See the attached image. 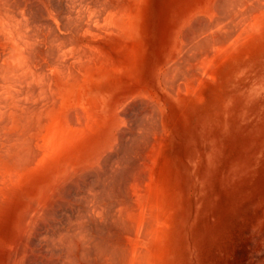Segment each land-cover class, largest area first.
I'll return each mask as SVG.
<instances>
[{
	"label": "rangeland",
	"instance_id": "rangeland-1",
	"mask_svg": "<svg viewBox=\"0 0 264 264\" xmlns=\"http://www.w3.org/2000/svg\"><path fill=\"white\" fill-rule=\"evenodd\" d=\"M4 1L1 0L2 4ZM6 1L5 4L10 3L8 6L13 7L12 9L23 6L33 23L42 26L51 24L54 27L57 23L58 27L56 26V28L60 31H65L68 28L65 17L68 7L65 0ZM124 1L123 4L127 6L125 5L123 10L121 7L119 9L122 12L126 8L125 14L124 12H122L123 15L120 13L121 16L116 17L112 25H108L114 28L113 30L108 28V20H101L102 23H98L97 27H101L102 33L93 29L95 27L84 28L85 25L81 23L84 29L81 30L82 38L80 37L79 44L84 45L81 46L82 49L85 47L83 51L85 52L89 48L88 51L91 55L87 53L88 51L85 53L90 57L96 53L94 56L95 59L99 58L96 59L99 68L112 70L117 74L123 72L132 88H143L145 95L141 96L144 100L146 98L144 101L137 96L126 106L129 108H125L123 114L126 117L125 122H127H124L125 127L120 132L126 135L119 133L121 137H118L115 149L119 155L116 156L117 160L114 156L117 155L116 152L110 155L109 159L107 158L109 163L106 162V166L104 164V167L102 166L103 171H107V174H103L106 175L104 180L101 179L103 175H100V179L106 181L105 178L108 175L111 178L107 177L108 180H112L115 185L119 184L123 173L128 171L126 165L131 158L129 155L131 152L127 156L128 150L130 147L137 150L144 146L142 151L144 148L148 150V152L146 149L142 152V154L145 153L143 154L144 160L146 158L148 161H146V172L149 174L147 187L153 195H160V211L162 210V212L159 213L160 227L157 228L158 230H152L154 232L152 235H149L152 231L147 233L150 236H147L149 239L153 238L144 240L142 246L149 247L153 252L160 251V264H264V31L259 32V37L254 40L245 41L244 37L242 40L240 38V40L233 41L234 36L228 37L229 33H233L230 25L221 27V24L224 23H219L220 28L226 27L232 32L222 31L219 28L218 36L221 35V32L224 34L222 33L221 38L217 37V40H222L225 38L223 36H226V40L223 41L226 43L230 38L233 44L229 45L228 42L226 44L223 42L224 46L221 45L222 43L215 44L220 48L221 46L225 47V51L222 48L215 49L214 46L212 48L214 51L211 50L210 53L206 51L205 54L197 55V49H195L197 44L193 41L190 42V39L193 36H202L205 30L203 29L204 22L201 21L204 17L196 15L191 20V15L196 13L206 0ZM47 12L51 15L47 16ZM52 16L56 18L51 19ZM84 19L83 21L87 22L86 18ZM197 29H201L202 32L199 31L196 34ZM88 32L91 35L87 34ZM225 33L227 34L225 35ZM210 36L208 35L207 39L212 38ZM83 40L85 41L81 43ZM212 40L213 38L210 43L213 44L209 45L211 47L214 45V40ZM188 42L194 45L190 46L191 44ZM209 55L211 56L206 60ZM203 58L204 61H202ZM110 60H113V63ZM178 66L181 67L180 70ZM171 79L174 81L172 82ZM135 101L137 104L134 103ZM155 104V108H157L155 111L158 112L159 119L156 118L158 116L154 111L155 108L153 109L151 106ZM140 112L144 116H139ZM145 113L151 115H145ZM136 115L140 121H136ZM152 115H155L156 120L150 119ZM141 117L149 118L147 120L151 122L147 124L150 127L145 128L146 121ZM140 118L143 119L142 122ZM152 119L153 122L159 120L160 126L155 125L156 122L152 124ZM138 122H141L139 126L143 125L140 126V128L143 127V130L139 129L136 124ZM153 125L159 129H155ZM144 132L148 133V137ZM141 136L147 139L140 138ZM142 142L143 144H141ZM134 143L135 145H133ZM140 145L141 147H139ZM119 148L122 149V155ZM107 164H112L111 167L108 165L111 170ZM92 176L85 177L86 181L94 179ZM86 181L84 180L83 184L80 183L79 187L76 185L78 189L73 187V184L71 187H69L71 184H68L70 189H67V186L63 187L61 194L63 196L65 194L68 200L77 198V202L72 200L77 204L80 202V199L78 202V197H80L82 202L78 205L82 204L84 198L81 197V193H86L87 184L91 188L96 187L90 184L94 181H88L87 184ZM99 185L101 186V184ZM100 186L98 187L99 193L102 194L103 191L104 196L108 195L106 187ZM76 191H80V194ZM63 196L61 197L64 198L65 196ZM72 201L69 204L70 210L69 207L67 209L66 206H62V202L56 204L57 210L55 209L56 205L54 206L53 214L55 216H53L56 218L54 220L57 224L52 225L54 220H50L52 228L46 229L40 225L39 228H36L37 230L35 229L31 233H18L14 238V243L10 245L6 244L16 234L12 225L13 214L2 204L5 210L0 214V264H99L100 250L98 249L112 237L110 235L113 233L116 235V232L111 234V230L106 233L109 228L106 229L103 225L105 221H110L116 216L109 217L108 220L106 219L107 215L96 216L98 218L92 217L96 219V223L94 220H90V222L94 221L95 226L92 222L86 224L94 226H91V230L88 226L83 225L81 226L85 227L84 229L79 228V231L81 230L84 234H82L84 237L82 239L79 235L81 232L76 230L77 221L75 220H80V214L84 213L76 210L80 207L77 204H72ZM84 212L86 211L84 210ZM68 217L70 221L73 220L71 224L73 223L75 228H71V224L67 221ZM82 218L81 220H84ZM117 218L118 216L110 222H113L112 226L118 230L123 224L121 223V225ZM100 221H102V225ZM117 223L119 225H116ZM64 224L68 225L70 229L68 227L66 229ZM57 225L58 230L64 228L65 233L68 231V236L66 235L65 238H72L71 240L80 238V242L87 240L91 246H89L90 249H88L87 241H83L87 242V245H83L84 250L88 247V251L86 250L84 255H79L72 245L68 253L66 250L62 251L51 246L49 241L56 237L53 235H56L54 230ZM95 227H99L100 233H98L99 229H95ZM73 230H76L75 234H73ZM124 232L122 236L125 235ZM104 233L110 238H106ZM69 235H74V237ZM90 241L94 243H92L94 247L96 246L95 242L99 243V241H102L104 245L101 242L102 244H98L99 248L97 245L95 249ZM108 244L114 245L115 243L110 241ZM102 247L101 249H103ZM66 254L70 255L72 259L70 262L64 259Z\"/></svg>",
	"mask_w": 264,
	"mask_h": 264
},
{
	"label": "bare ground",
	"instance_id": "bare-ground-1",
	"mask_svg": "<svg viewBox=\"0 0 264 264\" xmlns=\"http://www.w3.org/2000/svg\"><path fill=\"white\" fill-rule=\"evenodd\" d=\"M5 1L4 4H2L0 0V214L5 210V207L10 209L13 214L12 225L16 230V234L14 233L15 235H13L12 240L6 245L13 244L14 238L18 233H31L35 231L37 227L39 228L40 225H43V227L47 229L53 224H57L55 223L56 220H54L56 219L54 218L55 214H53L57 205L62 202V206L64 205V207L66 206L68 209L72 200L77 202V198L74 197L75 195H72L74 199L71 198L72 200H68L65 194V197L61 194L63 187L67 186L66 188L68 189L73 184V187L77 188L76 185L79 187L80 183L83 184L84 180L86 181L85 177L94 175L92 176L94 179L88 178L94 181L95 184L93 182V184L91 182L90 184L96 187H89L90 185L87 183L91 180L86 181L88 189L85 188L86 193H83L84 195L81 193V197L84 198L82 199L83 203L80 204L81 206L78 205L82 202L80 197H78V202L80 199L78 204L72 201V204H77L78 207H80V209H75L78 211L80 210V213H84L80 214L81 218L83 217L84 220H81V218L80 220H75L77 221L75 224L77 225V232H81V230L79 231V228L82 227L81 225L88 226L89 229L91 226L94 227L96 219L92 217L96 216L107 215V220L109 217L118 216V222L120 221V224H123H121L122 227L124 226L123 230L122 227L121 229L119 227L117 230V228L112 226L113 222L110 221L116 218L114 217L110 221H105L103 226L106 229L109 228L106 230V233L111 230V234L116 232V235L114 233L113 235L108 233V235L112 236L110 238V236L104 233V235L106 234L105 236H107L106 238H110L107 239L106 242L102 238L105 245L102 241H99V243L95 242L96 246L94 247L92 245L93 242L91 243L90 241L92 247L95 249L98 244L100 245L103 243L104 245L103 247L101 246L103 249H101V247L98 249L100 250L99 264H160V251L153 252L149 247L142 246L144 240L153 238L149 239V235L154 233L152 230L160 227L161 220L159 219V213L161 214L162 212V210L160 211V195H153L149 192L147 187V177L149 176L146 172L147 159L145 158L144 160L143 154L145 153L142 154L146 148L142 151L144 146L137 150L136 148L133 149L130 147L132 151L128 150L127 153L128 156L129 152H131V154H129L131 158L128 165H126L128 171L123 173L122 180L120 178L121 182L119 184L115 185L112 183V180H108L110 178L108 175L107 177L109 178L107 179L106 177V181H102L106 176L103 174H107V171H105V173L103 171L104 169H102L103 164L106 166V162L109 161H107V158L115 154L118 137L126 135L120 133L125 127L124 124L127 122H125L126 117L123 114L126 110L125 108H129L126 106L137 96L142 98L141 95H145V92L142 87L132 88L131 84L128 83L129 80L127 76L125 77L123 72L120 73V75L115 71L99 68L96 62L98 57L96 56L97 58L95 59L94 56L96 53L91 52L95 54L90 57L89 55L91 54L88 51L90 49H86L88 52L85 51L89 53L88 55L83 51L85 47L83 49L81 47L84 45L79 44L82 29H89V27L92 29L91 27H95L93 29H97V31L101 32V27H97L101 20H108V26L114 23L113 20L116 19V17L118 18V16H121L120 13L124 12L125 14L126 8L125 11L122 12L119 9L120 7L122 8L121 10L124 9L126 4L124 5L123 3L125 1L65 0L68 7V13L65 16L68 28H66L65 31L57 29V23L55 27L51 24L42 26L41 24L33 23L23 6L12 9L13 7L10 5L8 6L10 3L5 4L7 2ZM49 14L50 13H48L47 16L51 15ZM196 15H202L204 17L201 22H204L203 29L205 30H203L204 32L201 37L193 36L190 39V42L193 41L197 44L195 47V49H197V55L205 54L206 51L209 53L211 50L214 51V49H212L214 46L215 49L219 48L218 50H220L222 48V50L225 51V47L222 46H224V41L227 37L223 36L225 38L217 40V37L221 38L222 33L224 34V32H221V35L218 36V30L232 31H229L226 27L220 28L221 25V27L230 25L233 33H229L230 36L228 37L234 36L235 39L233 41L240 40V38L242 40L244 37L245 41L254 40L259 37V32L264 31V0H206L203 6L198 8L197 12L191 15V20L196 17ZM53 17L54 16H52L51 19H53ZM84 18H86L87 22L83 21ZM81 23L85 25L83 26L84 28ZM219 23L224 24L219 25ZM108 28L111 27L108 26ZM111 29L113 30L114 28ZM199 31H201V29H199L196 34H198ZM89 33L90 32L87 34ZM227 33H225V35ZM208 35H211L214 40V45H212V47L209 46L213 44L210 43L212 38L207 39ZM227 40L226 43L228 42L229 45L231 43L233 44L230 38ZM84 41L85 40L81 41V43ZM190 42H188V44H191ZM127 44L130 45V43ZM215 44H221L222 46L220 48ZM193 45L191 44L190 46ZM107 47L109 48V46ZM99 48L101 49V47ZM193 54L195 53L193 52ZM211 55H209L206 60H208ZM192 56L189 57L191 58ZM194 56L196 57V55ZM110 58L111 57H109V59ZM204 58L202 61H204ZM172 64L174 65V62H172ZM180 68L181 67H179V70ZM173 81L174 80H172V82ZM142 99L144 100V98ZM144 101H146V98ZM134 103H136V101ZM156 104L159 105L158 103ZM156 104L151 105L153 109ZM155 110L157 111V108H155L154 111ZM157 113L158 112H156V114ZM149 114L145 113V115ZM138 115L142 116L143 113L140 112ZM155 115H152L150 119H159V114H157L158 117L156 118ZM141 118H144L146 121L144 124L145 128L150 127V125L147 124L151 122L147 120L149 118ZM153 119L152 124L156 122L155 125L160 126L159 120L153 122ZM138 120L139 118L137 116L136 121ZM142 120L143 119H141V122ZM140 123L138 122L136 124H138L139 129L142 128L143 130V127L140 128V126L143 125L141 124L139 126ZM153 127L155 128L156 126L153 125ZM145 132L144 134L147 135L148 133L146 134ZM153 132L155 133V131ZM119 133L121 135H119ZM146 137H148V135ZM140 138L143 137L141 136ZM131 141L129 142L130 144ZM119 143L121 144L120 141ZM141 144H143V142ZM133 145H135V143ZM136 147L138 148V146ZM139 147H141V145ZM148 147L150 148V146ZM121 150L122 149H120V152ZM118 153L116 152L117 155H114L115 158L116 156L118 157ZM115 160H117V158ZM115 160L113 161L115 162ZM108 165L111 167L112 164H107V166ZM109 170L111 169L109 168ZM100 175H103V178H101ZM82 179L83 183L81 182ZM98 183L106 187L105 189H107L108 195L104 196L103 191V195L99 193L98 187L100 185ZM68 184L71 185L68 187ZM84 187L86 186L84 185ZM86 200L87 202L89 201V206ZM2 204L5 207L2 206ZM72 204L70 206H72ZM55 205L56 207L54 209ZM64 207L63 209H65ZM70 208L71 207H69V210ZM59 211H61V209H59ZM65 217L67 218V216ZM73 219L75 218L73 217ZM50 220H54L51 226ZM90 220L95 221H91L92 223L94 222V226L91 224L90 226L86 225ZM67 221L71 224L73 220L70 221L69 218ZM100 222L102 225V221ZM116 225L119 224L117 223ZM57 227L58 225L55 227L56 230H54L56 235H53L56 237L51 238L49 241L51 246L57 247L62 251L66 250L68 253L72 245L79 252V255H84L85 251L90 249L91 246L87 240L85 241L88 242V247H90H87L88 249L86 248V250H84V246L87 245V242L84 243V240L81 241L84 244L80 242V238L84 235L82 232L79 234L81 236H79V240H74V238L71 240L72 238H65L66 235L68 236V231L65 233L64 228L58 230ZM62 227L64 226L62 225ZM66 227L70 229L68 225H65V228ZM72 227L73 223L71 224V228ZM84 228L82 227V229ZM96 228L97 227H95V229ZM104 228L102 227V229ZM97 229H99V227ZM76 230H73V234H75ZM150 231H152V233L149 234ZM123 232L125 233L124 236H122ZM98 233H100V229ZM147 233L149 235H147ZM70 237H74V235ZM94 237L96 238V236ZM107 241L114 242L115 244H108L109 242ZM99 245L97 248H99ZM95 249L93 250L94 252L96 251ZM64 259L68 262L72 260L68 254L65 255Z\"/></svg>",
	"mask_w": 264,
	"mask_h": 264
}]
</instances>
